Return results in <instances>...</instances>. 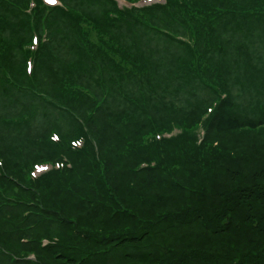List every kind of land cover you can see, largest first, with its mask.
Wrapping results in <instances>:
<instances>
[{
  "label": "trees",
  "instance_id": "16d2710c",
  "mask_svg": "<svg viewBox=\"0 0 264 264\" xmlns=\"http://www.w3.org/2000/svg\"><path fill=\"white\" fill-rule=\"evenodd\" d=\"M29 1L0 0V264H264V0Z\"/></svg>",
  "mask_w": 264,
  "mask_h": 264
},
{
  "label": "rangeland",
  "instance_id": "374dc122",
  "mask_svg": "<svg viewBox=\"0 0 264 264\" xmlns=\"http://www.w3.org/2000/svg\"><path fill=\"white\" fill-rule=\"evenodd\" d=\"M148 1L149 0H147V1H139V0H132L131 2L134 4L133 6L134 7H136L138 10H140V9H143V8H146V7H148L147 5H149V4H147L148 3ZM155 1H158V0H152V2H150V3H153V2H155ZM161 3H162V1H160ZM158 5H162V4H158ZM127 7H131L130 5H127ZM135 17H139V14H135ZM130 20H131V18H130ZM192 37V36H191ZM193 38V37H192ZM184 39H185V41H181V42H183L182 44H193V42H194V40L193 39H191L188 35H184ZM209 49V52H211L212 50H213V48L211 47V48H208ZM185 55H187L186 54V52H185ZM183 70V72H185V73H187L188 72V67L187 66H184V68L182 69ZM142 71V70H141ZM204 124V123H203ZM200 126H198L197 127V129H196V135H197V139H198V136H199V133H200V131L202 130V128H199ZM182 131V130H181ZM180 130H178V129H176V128H174V129H171V131L170 132H167V133H165V135L163 136V138H165V139H167V138H170V137H173V136H175L176 134H178V133H180L181 132ZM145 141L148 143V142H150L149 141V139H147V138H145ZM250 166H251V168H257L258 166H260V165H258L257 163H251L250 164ZM135 180H137V177H135L134 178V181ZM159 186L161 185V184H158ZM162 186V185H161ZM183 213H185V212H183ZM187 214V213H186ZM139 233V230L138 231H136V232H134V234H138ZM88 236V235H87ZM132 237H134V236H132ZM131 237V238H132ZM91 244H92V242H90ZM94 246H96L97 247V249L99 250V251H101V250H103V248H104V245H102V244H100L99 242H95V244H93ZM95 264H102V257L100 258V257H97L96 259H95Z\"/></svg>",
  "mask_w": 264,
  "mask_h": 264
},
{
  "label": "snow or ice",
  "instance_id": "6c2138e0",
  "mask_svg": "<svg viewBox=\"0 0 264 264\" xmlns=\"http://www.w3.org/2000/svg\"><path fill=\"white\" fill-rule=\"evenodd\" d=\"M48 2H49L50 4H54V3H56V0H48Z\"/></svg>",
  "mask_w": 264,
  "mask_h": 264
}]
</instances>
